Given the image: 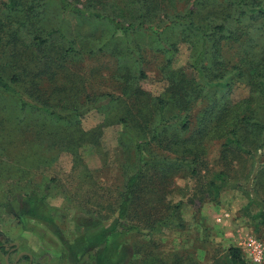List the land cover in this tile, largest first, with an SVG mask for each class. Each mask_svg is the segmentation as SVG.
<instances>
[{"label": "rangeland", "instance_id": "374dc122", "mask_svg": "<svg viewBox=\"0 0 264 264\" xmlns=\"http://www.w3.org/2000/svg\"><path fill=\"white\" fill-rule=\"evenodd\" d=\"M53 1L43 24L48 29L62 25L78 54L68 59L56 53L36 60L15 59L0 44V73L6 78L20 76V87L54 111L65 115L77 110L81 114L63 132L56 133L54 127L38 136L31 128L39 125L40 115L12 111L11 100L16 98L8 100L0 94V242L4 245L0 246V264H236L229 252L231 246L241 249L246 264H264V260H250L244 244L254 237L264 247V223L258 217L264 210V136L256 128L251 135L246 131V149L232 147L234 152L229 150L227 157L222 154L223 139L205 138L204 148L199 150V172L192 174L187 169L173 177L165 189V203L181 202L179 223L148 232L144 223L131 217L124 226L135 224L143 230L113 228L117 192L125 183L126 165L135 159L122 135L127 129L122 118L127 117L131 102L125 92L135 84L146 98H170L179 90V81L174 79L194 85L198 78L192 67L196 45L189 37L195 34L171 20L195 0H149L148 15L160 24L162 36L150 30L133 32V55H127L129 47L121 44L120 32L113 33L110 24L80 16L72 7L65 11L60 1ZM67 1L80 7L91 3L101 8V1L108 6L116 1L128 9L137 6V0ZM221 1H210V5L220 10L224 8ZM260 1L264 5V0ZM7 2L0 0V8ZM192 9L196 10L195 6ZM199 12L209 15L204 4ZM258 26L257 22L252 30ZM251 38L257 43L264 36L257 33ZM233 39L223 41L228 63L237 62L243 51L241 42ZM140 69L146 77L136 76ZM234 83L231 99L250 95L246 81L236 77ZM107 95L116 99L111 101ZM201 96L192 93V115L205 104ZM10 120L18 123L13 125L16 128L7 125L12 124ZM180 130L169 124L163 136L184 138L190 134ZM149 136L137 133L138 139ZM34 137L41 145L30 139ZM180 146L164 153L182 158ZM154 151L146 150L145 156L161 152ZM221 170L228 183L216 195L211 182L220 181L217 175ZM26 192H30L29 198L24 196Z\"/></svg>", "mask_w": 264, "mask_h": 264}, {"label": "trees", "instance_id": "16d2710c", "mask_svg": "<svg viewBox=\"0 0 264 264\" xmlns=\"http://www.w3.org/2000/svg\"><path fill=\"white\" fill-rule=\"evenodd\" d=\"M55 1H60L65 11L72 7L71 11L80 16L86 15L107 22L111 25L113 33L120 32L117 36L121 44L127 45L129 49L130 35L133 32L150 30L159 38L162 36L160 24H155L153 17L148 15V12L151 14L149 0H137V6L131 9L123 7L116 1L110 6L101 1L99 3L101 8L91 3L80 7L71 6L66 0V3L62 0ZM210 1L214 2L195 0L192 7L195 6L196 10L189 7L171 20L173 24L182 25L185 32L195 34L194 38L189 37L197 46L194 48L195 57L192 64L193 70L198 73L194 85H188L185 79H174L175 82L179 81L176 84L179 90L170 98L162 96L155 99L146 98L142 89L135 87V84L129 87L130 92H125L130 95L131 102L128 104L127 114L124 115L127 117L122 118L127 128L122 130V135L129 143L128 147L132 149L135 159L133 164L126 165L125 183L117 192V218L113 226L115 231L128 232L136 227L143 230L141 226L135 224L124 226L131 217L144 223L148 232H160L165 226L179 223L177 214L181 202L166 204L165 189L178 172L187 169L192 174L199 172L201 163L199 150L204 148L205 138L223 139L222 154L227 157V152L232 147L246 149L247 130L251 132L256 128L257 132L264 136V111L260 110L261 107L264 110V46L260 47L264 43V38L257 43L251 38L257 33L264 36V5L260 0H224L220 3L224 8L216 10L210 5ZM53 2L8 0L4 8H0L2 14L0 44H4V52L15 59L33 60L38 57L42 59L40 55L44 58L51 57L53 53L63 59L78 54L74 40L70 39L62 25L48 29L43 24L47 15L46 10ZM201 4H204L209 15H200ZM257 22L260 23L259 28L252 30ZM14 25L16 29L11 27ZM244 36L246 39L241 40ZM234 37V41L241 42L243 51L237 62L228 63L223 55L225 43L223 41ZM130 54L133 55L132 49L127 52V55ZM47 63L45 62V65H48ZM168 66L169 64L166 65ZM136 76L143 78L146 77V73L140 69ZM236 77L246 81L251 89L249 96L238 101L231 99L230 95ZM20 82V76L16 74L6 78L0 73V94L8 100H11V97L16 98L14 102L11 100L14 106L12 111L40 115L39 125L31 128L32 133L43 136L54 127L56 133L63 132L69 125L75 123L74 120H78L81 114L79 111L65 115L58 113L44 102H38L36 97L20 87ZM219 90L225 93L221 95ZM192 93H199L203 97V102L205 101L204 106L195 115L191 113L194 103ZM106 98H111V101L116 99L112 95H107ZM134 122H137V125L131 124ZM17 124L13 121L7 125L13 127ZM169 124L178 125L182 134L187 132L190 134L184 138L176 136L166 139L163 135ZM137 133H141L143 137L150 133V136L138 139ZM251 134L253 132L249 135ZM30 139L41 145L40 139L36 137ZM261 141H264V137ZM177 145L183 149L182 158H171L164 153L165 150H172L173 146ZM148 149L161 152L153 156L151 154L147 158L145 154ZM217 176L220 181L211 182L216 195L228 183L223 170ZM29 193L23 195L29 198ZM258 217L264 223L263 209L258 212ZM0 246L4 248L1 242ZM229 252L236 264H246L238 246H231Z\"/></svg>", "mask_w": 264, "mask_h": 264}, {"label": "built area", "instance_id": "2783aa9c", "mask_svg": "<svg viewBox=\"0 0 264 264\" xmlns=\"http://www.w3.org/2000/svg\"><path fill=\"white\" fill-rule=\"evenodd\" d=\"M244 244L246 246L250 260L257 263H260L264 260V247L257 238H247Z\"/></svg>", "mask_w": 264, "mask_h": 264}, {"label": "water", "instance_id": "95a60500", "mask_svg": "<svg viewBox=\"0 0 264 264\" xmlns=\"http://www.w3.org/2000/svg\"><path fill=\"white\" fill-rule=\"evenodd\" d=\"M23 254V253H22ZM22 254H20V255H22Z\"/></svg>", "mask_w": 264, "mask_h": 264}, {"label": "crops", "instance_id": "0c3cea01", "mask_svg": "<svg viewBox=\"0 0 264 264\" xmlns=\"http://www.w3.org/2000/svg\"><path fill=\"white\" fill-rule=\"evenodd\" d=\"M22 254V253H21ZM20 255V254H19Z\"/></svg>", "mask_w": 264, "mask_h": 264}]
</instances>
